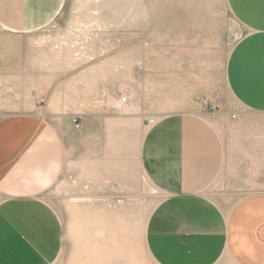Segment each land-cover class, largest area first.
Segmentation results:
<instances>
[{"label": "rangeland", "instance_id": "1", "mask_svg": "<svg viewBox=\"0 0 264 264\" xmlns=\"http://www.w3.org/2000/svg\"><path fill=\"white\" fill-rule=\"evenodd\" d=\"M2 11L27 28H0V117L27 113L43 136L15 153L0 191L16 194L0 202L55 208L63 240L52 264H242L222 231L264 192V0H0ZM180 115L218 133L214 194H162L137 162L147 124ZM248 203L246 219L261 224L264 208ZM154 220L173 227L147 235ZM147 236L170 241L149 251Z\"/></svg>", "mask_w": 264, "mask_h": 264}, {"label": "crops", "instance_id": "2", "mask_svg": "<svg viewBox=\"0 0 264 264\" xmlns=\"http://www.w3.org/2000/svg\"><path fill=\"white\" fill-rule=\"evenodd\" d=\"M41 12V10L29 12L30 14L24 12L22 17L25 20L34 17L41 19L44 17V15L40 16ZM11 15L10 11L0 12V19L3 20V25L0 28L4 32L6 29V33L21 34L26 30L27 25H24L22 30L13 29L17 27L18 23L10 26V23L5 21L11 19ZM34 20H36L35 25H40L43 22L38 19ZM260 35L264 34L260 33ZM261 46H264V37L259 47ZM241 99H244V96ZM249 99L248 97L244 102ZM257 107L261 108L260 104ZM118 113L116 112V116ZM118 116L121 117L122 113H119ZM176 119L163 116L155 122L147 124L148 127L142 135L136 157L138 164L148 180L162 194L216 193L218 184H215L214 180L218 176V158H223L222 154L220 156L218 133L210 123L209 125L204 124L207 120L203 117L180 115V120ZM90 129L89 124L88 130H84L83 136L87 140H91ZM120 132L122 133V128ZM39 136L41 139L43 129L38 124L37 118L24 112L2 114L0 117L1 188H5L3 180L12 169L11 165L20 160L15 153L22 146H30L27 145L30 140ZM172 158H179V160L172 162ZM202 188L203 190H200ZM0 194L15 195L16 193H12L11 190H1ZM249 195L253 196L249 199L244 198V204L249 202V205L258 204V209L264 208V192H253ZM34 199L15 200L14 197H9L0 202V264H52L59 256L63 240L62 221L55 208L50 204L43 201L40 203L39 199ZM244 204L241 209L243 214L240 222H235L229 217L226 221L222 231L226 249L233 259H241L242 264H264V221L256 225L250 219H246V209L250 208ZM163 207L161 209L163 211L162 218L164 214L167 215L170 212L167 211L168 206ZM70 209L84 210L89 207H66V210ZM158 224L167 225V229L165 231L159 228L157 230L149 229L147 235L169 232L173 227L166 221L149 222L150 227L154 225L152 228ZM213 228L218 232V226ZM216 231L211 227L210 232ZM146 239L154 250H160L162 245L158 248L159 244L170 241L169 239L157 240L148 236ZM156 241H158L157 244H153ZM198 263H200V257L197 261L195 256V262L191 264Z\"/></svg>", "mask_w": 264, "mask_h": 264}, {"label": "bare ground", "instance_id": "3", "mask_svg": "<svg viewBox=\"0 0 264 264\" xmlns=\"http://www.w3.org/2000/svg\"><path fill=\"white\" fill-rule=\"evenodd\" d=\"M21 13V12H20ZM122 104V100H120L119 102H116V104L115 105H117V106H120ZM116 106V107H117ZM146 130H147V128H146ZM145 130V131H146ZM99 163V162H98ZM103 211V210H102ZM150 222V221H149ZM15 224V223H14ZM185 225V224H184ZM154 226V225H153ZM152 226V227H153ZM182 226V225H181ZM152 227H150L149 226V223L146 225V232L147 231H149V229H151V230H157L158 228L159 229H162L163 231H165V229H167V225H164V224H158L157 226H155L154 228H152ZM179 228V227H178ZM177 228V229H178ZM154 232H156V231H154ZM162 232V231H161ZM177 232V231H176ZM179 232V231H178ZM150 233V232H149ZM148 233V234H149ZM163 233V232H162ZM151 234V233H150ZM161 234V233H160ZM187 234V233H186ZM178 235V234H177ZM200 235V234H199ZM195 238V237H194ZM181 241H182V239H181ZM187 241V240H186ZM191 242H193V241H191ZM212 243V242H211ZM211 243H210V245H211ZM103 244V243H102ZM145 244H146V246H147V248H148V250L149 251H152V249L150 250V247H151V244L149 243V241L146 239V241H145ZM179 244H180V242H179ZM184 244H186V243H184ZM160 245H162V244H159L158 246H160ZM168 245V244H167ZM174 245H176V244H174ZM166 247H168V246H166ZM170 247V246H169ZM174 247V246H173ZM181 246H179V248H180ZM183 247V246H182ZM186 248H187V246H185ZM223 247V246H222ZM158 248H160V247H158ZM170 248H172V247H170ZM178 248V247H177ZM178 248V249H179ZM189 248V247H188ZM190 248H191V246H190ZM219 248H221V247H219ZM164 250V249H163ZM162 250V248H160V250L159 251H163ZM173 249H171V251H172ZM220 250V249H219ZM165 251V250H164ZM174 251H177V250H174ZM226 251V250H225ZM166 252H168V249L166 250ZM150 253V252H149ZM162 253V252H161ZM219 253V252H218ZM152 256V255H151ZM153 258V257H152ZM161 258V257H160ZM154 259V258H153ZM156 259V258H155ZM154 259V260H155ZM162 261L164 260L163 258L161 259ZM134 261V260H133ZM157 262V261H156ZM164 262V261H163ZM195 262V258L193 259V261L191 262V263H194ZM191 263H188V264H191ZM172 264H174V263H172Z\"/></svg>", "mask_w": 264, "mask_h": 264}]
</instances>
